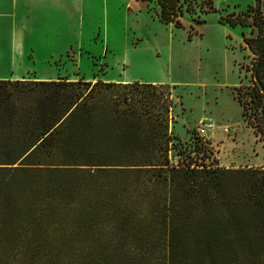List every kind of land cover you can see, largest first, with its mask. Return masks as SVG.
<instances>
[{"label": "trees", "instance_id": "trees-1", "mask_svg": "<svg viewBox=\"0 0 264 264\" xmlns=\"http://www.w3.org/2000/svg\"><path fill=\"white\" fill-rule=\"evenodd\" d=\"M155 1L184 26L186 0ZM219 22L250 29L235 99L264 140V0ZM176 108L167 84L0 81V264H264V168L214 166Z\"/></svg>", "mask_w": 264, "mask_h": 264}, {"label": "rangeland", "instance_id": "rangeland-1", "mask_svg": "<svg viewBox=\"0 0 264 264\" xmlns=\"http://www.w3.org/2000/svg\"><path fill=\"white\" fill-rule=\"evenodd\" d=\"M212 1L219 12L210 13L205 19L199 12L210 10ZM212 1L186 0L185 8L189 11L183 18L184 26L172 29L160 23L146 37L148 40L139 53L131 54L126 62H123L122 50L116 48L115 54L109 57L108 67H93L92 59L85 57L77 66L58 64L57 74L61 78L76 74L92 77L93 72L100 69L106 70L108 79L124 76L137 81L166 80L164 84L170 86L177 102L176 122L171 123L170 128L172 136L192 144L200 139L197 131L200 124L212 123L215 129L207 134V146L214 166L264 168V140L244 121L242 108L235 99L236 87L251 84L248 69L254 56L242 36L243 31L250 35V29L219 22L221 16L246 11L248 6L255 5V0ZM149 5L157 9V1ZM190 31L194 34L191 39ZM96 45L93 51L100 54L105 47L99 40ZM69 57L71 60V54ZM12 90L15 96L21 88H5L7 94H12ZM225 127L232 128L227 135Z\"/></svg>", "mask_w": 264, "mask_h": 264}, {"label": "crops", "instance_id": "crops-1", "mask_svg": "<svg viewBox=\"0 0 264 264\" xmlns=\"http://www.w3.org/2000/svg\"><path fill=\"white\" fill-rule=\"evenodd\" d=\"M151 3L147 0H0V81H57L61 78L57 74L58 64L77 66L85 57L92 59L93 67L101 69V65L108 67L109 57L116 48L122 50L123 62L128 61L131 54L139 53L151 30L161 23L157 16L160 7L153 9ZM199 13L205 19L209 15ZM169 26L175 28L174 24ZM98 40L105 48L95 54ZM100 69L92 77L76 74L63 79L137 82L136 78L124 76L108 79L106 70ZM139 82L164 84L166 80Z\"/></svg>", "mask_w": 264, "mask_h": 264}, {"label": "built area", "instance_id": "built-area-1", "mask_svg": "<svg viewBox=\"0 0 264 264\" xmlns=\"http://www.w3.org/2000/svg\"><path fill=\"white\" fill-rule=\"evenodd\" d=\"M147 1H153V0H147ZM155 1V0H154ZM215 129V126L214 124L212 123H209V124H206L205 122H202L199 126V128H197V131H198V135L205 141L207 142V134L211 131H213ZM231 129L230 127H225L224 128V133L227 135L231 132ZM208 143V142H207Z\"/></svg>", "mask_w": 264, "mask_h": 264}]
</instances>
